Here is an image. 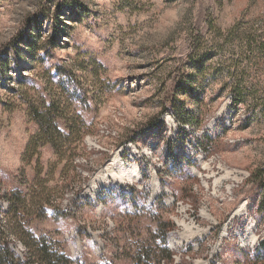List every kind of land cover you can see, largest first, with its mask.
<instances>
[{
  "label": "rangeland",
  "instance_id": "374dc122",
  "mask_svg": "<svg viewBox=\"0 0 264 264\" xmlns=\"http://www.w3.org/2000/svg\"><path fill=\"white\" fill-rule=\"evenodd\" d=\"M191 56L207 58L194 97L181 92ZM63 86L91 125L68 179L50 145L26 156L31 107ZM263 166L264 0H0V186L15 205L0 204L14 234L105 264L162 224L177 264H264L250 177Z\"/></svg>",
  "mask_w": 264,
  "mask_h": 264
},
{
  "label": "trees",
  "instance_id": "16d2710c",
  "mask_svg": "<svg viewBox=\"0 0 264 264\" xmlns=\"http://www.w3.org/2000/svg\"><path fill=\"white\" fill-rule=\"evenodd\" d=\"M67 5L71 7V3ZM72 5H75V3L73 4L72 2ZM76 8L78 12H82V8ZM37 29V26H33L30 35L23 41V43L27 44L31 49H36V43L32 40L35 35H31V33H36ZM206 61L207 58H205V56L190 57L188 65L192 71L185 77V85H187L190 90H181L182 94L189 93L194 97L192 87L197 83L198 75L196 71H203ZM62 72V68L57 66L55 76L61 77ZM63 88L64 90L62 93L59 95L53 94L49 102L44 100L42 103L33 104L31 107V115L37 122L39 129L28 144L26 156L31 154L35 155L39 148L50 145L57 156L58 163L56 164L63 165L61 172L63 176L68 179L70 172L75 170L78 173L79 166L76 159L84 154L86 149L84 139L91 133V125L83 117L75 103H73V100H77L81 97V93L75 88H66L65 86H63ZM240 96L241 93L239 90H233L234 100L245 102L241 100L242 98H240ZM35 169L37 172L36 184L42 190L37 192V194L42 202H48L49 200L47 199L50 198L51 192L47 186L48 179L42 178L43 170L39 160ZM250 177L261 188V200L258 204V209L264 212V166L253 170ZM62 188H64V186H62ZM148 196L146 195V197ZM13 199L12 192H5L0 186V201L3 200L7 202L10 210H12L15 205ZM2 211L3 208L0 204V264H85V262L79 258L73 259L64 252L52 248L45 240L41 241V239H37L33 236L14 234L2 224ZM171 229L172 228H170V230ZM166 231L168 232L169 230ZM16 237L25 247V255L20 254L11 246L12 241ZM255 253H258V255H260L259 257H262L260 261L264 262V239L257 244ZM117 255L116 259L112 260L110 263L106 262L105 264H118L117 260H119V262L124 261L123 264H177V253L168 246V236L167 233L163 231L162 224L159 225V229L152 234L150 239L139 242L133 248L126 246L118 252Z\"/></svg>",
  "mask_w": 264,
  "mask_h": 264
}]
</instances>
